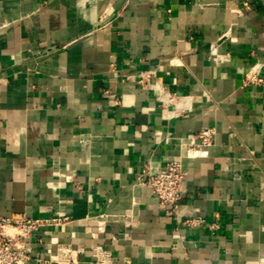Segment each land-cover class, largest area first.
<instances>
[{"label": "crops", "instance_id": "1", "mask_svg": "<svg viewBox=\"0 0 264 264\" xmlns=\"http://www.w3.org/2000/svg\"><path fill=\"white\" fill-rule=\"evenodd\" d=\"M0 216L50 220L24 264H264V0H0Z\"/></svg>", "mask_w": 264, "mask_h": 264}, {"label": "built area", "instance_id": "2", "mask_svg": "<svg viewBox=\"0 0 264 264\" xmlns=\"http://www.w3.org/2000/svg\"><path fill=\"white\" fill-rule=\"evenodd\" d=\"M214 132L211 128L199 131L190 147L209 146L213 141ZM184 178V171L179 160H169L159 165L146 164L141 172V184L151 189L160 205L173 211L180 200V185ZM41 218H5L0 216V264H24L30 259L31 244L29 238L38 227L49 223ZM204 222L200 217L183 220L185 226H199ZM211 227H216L212 223ZM92 254L97 262L111 263L110 252L100 246H92ZM78 250L69 245L61 244L55 254L44 260V264H76L75 256Z\"/></svg>", "mask_w": 264, "mask_h": 264}]
</instances>
